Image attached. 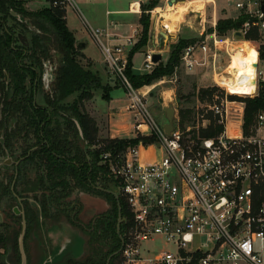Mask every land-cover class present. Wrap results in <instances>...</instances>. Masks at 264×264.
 Masks as SVG:
<instances>
[{"label": "built area", "instance_id": "1", "mask_svg": "<svg viewBox=\"0 0 264 264\" xmlns=\"http://www.w3.org/2000/svg\"><path fill=\"white\" fill-rule=\"evenodd\" d=\"M164 1L168 4L169 0ZM204 3L205 9L211 7V31L200 29L195 41L181 50L178 65L188 71L203 69L220 90L212 94L207 108L213 126L222 128L210 136L203 133L211 124L208 117L200 120L202 114L197 113L189 123H181L176 107L173 128L166 133V121L159 125L147 109L148 93L141 92L146 85L133 88L129 82L125 73L128 54L124 45L111 43L115 35L106 27H91L74 0L49 3L78 12L100 48L108 75L128 97L132 137L149 139L140 138L119 152L102 150L100 154L119 189L114 192L128 211L121 220L118 253L122 264H264V106L244 132L245 101L230 97L261 95L264 99V58L259 56L264 46V0ZM216 11L226 18L242 15L246 20L239 29L219 35L215 30L218 19L213 20ZM201 18L199 14V24ZM251 29L257 41L245 38ZM135 37H140L137 30L125 38V44L133 46ZM245 43L254 49L257 67L252 93L241 96L229 92L219 79L231 75L232 53ZM152 55L151 50L144 54L143 72L153 69ZM157 240L163 247L155 251L146 247L145 242Z\"/></svg>", "mask_w": 264, "mask_h": 264}, {"label": "trees", "instance_id": "2", "mask_svg": "<svg viewBox=\"0 0 264 264\" xmlns=\"http://www.w3.org/2000/svg\"><path fill=\"white\" fill-rule=\"evenodd\" d=\"M26 1L28 0H0V111L5 121L15 117L17 129L31 131L34 134L36 141L24 148L23 155L30 147L40 145L25 158L22 164V179L19 182L25 186L24 190L41 192L43 209L46 202L44 194L49 188V178L53 179V175L57 176V179H53L55 183L67 191L72 187H78L88 193L101 194L109 203V208L103 212L101 226L97 225L94 234H98L103 249L101 248L102 253L98 260L92 259L86 264H105L111 254L113 255L108 264H122L120 254L116 253L120 247V238L116 232L117 202L121 218L127 216L128 211L121 197L116 201L114 196L107 192L112 191L110 185H117L111 180L108 166L101 162L100 154L102 150L119 152L128 145L137 143L140 138L145 142L149 139L141 136L128 138L98 136L96 122L85 111L83 104L92 98L94 90L99 89L103 90L102 97L109 99V88L102 84L101 77L96 71L89 68L88 64L82 65L77 59L78 55L80 58H84V55L76 47L73 33L66 25L65 8L49 4L36 10H29L24 6ZM157 3L158 0H149L146 4L140 5L141 33L128 52L125 69L133 88H140L164 76L172 75L179 64L181 50L196 39L178 38L172 45L165 64L159 61L150 72H134L131 59L135 52L147 44L149 11L155 8ZM245 20L246 16L242 15L236 19L219 18L215 30L219 35H224L232 29H239ZM208 31H211V28ZM245 38L257 41L255 29H251ZM246 47L248 49V46ZM52 50L58 57L53 81L48 91L40 93L39 101L35 98L34 91L38 93L41 89L39 78L42 65L51 58ZM259 56L264 58V46ZM213 90L201 89V98L210 96ZM72 95H75L73 100L67 101ZM230 97L238 98L235 95ZM242 100L245 101L243 129L246 132L257 110L264 106V99L259 95ZM186 112L188 110H180L178 113L181 123H184L185 119L191 120ZM221 128L210 124L203 133L210 136ZM10 136L14 137L15 134L10 133ZM23 136L26 137L27 134L24 133ZM5 143L8 144L9 141L6 140ZM99 143H103V146L97 147ZM54 153L62 155V160ZM32 162L38 169H43L44 173L38 172L33 179H29L26 178L25 169ZM67 176L70 177V181L67 180ZM6 194H10L9 186H5L0 179V206L2 197ZM20 227L19 217L11 209L3 214V220L0 221V248L10 251L7 256L0 253V264L20 263L18 248ZM119 231L121 233L122 223ZM93 245L91 243V247ZM2 257H5V260ZM39 263L40 261L27 262Z\"/></svg>", "mask_w": 264, "mask_h": 264}, {"label": "flooded vegetation", "instance_id": "3", "mask_svg": "<svg viewBox=\"0 0 264 264\" xmlns=\"http://www.w3.org/2000/svg\"><path fill=\"white\" fill-rule=\"evenodd\" d=\"M47 62L49 63V60L43 62L40 73L41 89L38 93L36 90L34 91L37 99L41 98L40 93L43 94L49 90L53 81L55 65H53L54 67L47 66ZM16 123L15 117L5 121L0 111V156L2 158L0 161V179L5 186H9L10 190V194L2 197L0 212L3 216L11 209L19 217L20 234L24 220L23 247L27 262L38 263L46 256L45 253L47 252L52 255V260L48 264H86L92 259L98 260L102 253V242L98 234H94V232L97 225L101 226L102 214L108 209L102 210V203L105 199L101 194L88 193L78 187H72L67 191L55 183L53 179H57V176L53 175V179L49 178V188L44 194L46 202L43 209L41 192L24 190L25 186L19 182L22 179V164L25 158L40 145L30 147L23 155L24 148L29 143L36 141V138L31 131L17 129ZM10 133L15 134V136L11 137ZM24 133L28 137H24ZM6 140L9 141L8 144L5 143ZM54 155L59 160L63 158L60 154L54 153ZM8 159H11L10 163L7 162ZM25 170L26 178L29 179H33L38 172L44 173L43 169H38L34 162L29 163ZM67 180L70 181L69 176H67ZM27 187L29 186L27 185ZM114 198L116 199L115 196ZM117 205L116 232L118 215L120 214L118 202ZM14 207L19 210V213L14 211ZM121 220L120 214L119 229ZM41 224H44V230L49 229L52 233L49 242L41 243L42 245L38 242L36 235ZM91 243L94 244V249L91 247Z\"/></svg>", "mask_w": 264, "mask_h": 264}, {"label": "rangeland", "instance_id": "4", "mask_svg": "<svg viewBox=\"0 0 264 264\" xmlns=\"http://www.w3.org/2000/svg\"><path fill=\"white\" fill-rule=\"evenodd\" d=\"M46 3L41 4L42 6H49V1L45 0ZM189 1L191 3H185L186 6L184 7V10H180L177 9L176 11L173 10H166V3L164 0H158L157 5L155 6V8L152 9L153 13H151V11H149L150 14V21L154 22L157 26V28H161L160 26V18H159V14L164 15V17L160 16L162 19L164 18H174L170 17V14H178L176 16V20L178 21V25H176L175 31L171 32L173 35L169 36L168 39H163L162 43H161V47L160 50L157 51L159 53L162 54V57L164 55V59L161 60V62L163 64L166 63L169 53L171 51V47L172 45L177 41L178 38H180L181 36V31L182 34H188L186 30V27H191V29H194V38L198 37L199 35V31L200 29L203 27L205 28L206 31H208L210 25H211V7H208L204 10L203 7L204 4L202 5L200 2L198 3L196 0H180L178 2H186ZM26 1L24 6L29 9V10H33L36 9V6H32L31 4H28ZM84 4H80V9L82 10L83 14L85 16H87V12L86 10L89 7L88 2H83ZM222 3L218 2V6H220ZM159 8L160 10L158 11V13L156 12L154 14V10ZM189 9H195L196 12H198L200 14V16L202 17L201 20L202 22L199 24L197 18H195V12L194 11H188ZM218 9H220V7H218ZM167 11L169 14H167ZM217 13V12H216ZM154 14V17H153ZM72 14L68 13V17L70 18L68 21H70V24H72V22H79L80 20L79 18L74 20L71 16ZM194 15V17H193ZM220 15H225V14H220ZM228 13H226V16L228 17ZM72 18V19H71ZM215 18V17H214ZM217 18V17H216ZM226 18V17H224ZM205 19V21H203ZM218 19V18H217ZM214 20V19H213ZM162 30V29H161ZM177 34V35H176ZM229 34V33H226ZM186 36V35H185ZM248 49H252V47H250L248 44ZM78 48V47H77ZM79 49V48H78ZM247 47L245 44L239 45L237 49H235L232 53L233 57H239L241 55V53L244 52H248ZM90 50V48H89ZM88 50V51H89ZM243 50V51H241ZM238 52V53H237ZM247 57L253 56L252 53H246ZM144 57V53L142 51H139V54H137L134 57L133 60V64H134V70L135 71H139V67H141V62L142 59ZM57 54L52 50L51 52V58L49 59V63L47 64V66L50 67H54L53 65H56L57 63ZM77 59L80 61V63L82 65H86L87 61L84 60V58H80V56H77ZM234 63L231 62V70L233 71L234 69ZM260 68L261 65H260ZM233 72H231L232 74ZM102 80V79H101ZM105 81V79H104ZM109 83V82H108ZM103 84V83H102ZM107 84V80L105 81L104 86H106ZM111 88L109 89V91L111 92V96L113 99H115V107H118L117 110V123L118 125L116 126V128H122V133L125 131L124 127L126 129H129L128 124L129 122L133 121V114L131 112H127L126 110L120 109L119 105H125V101H124V94L121 88H118L114 85H109ZM150 85V84H149ZM151 85H154L150 92L147 94L146 96V103L148 105V111L151 114V116L155 119V121L159 124L162 125L165 121H166V117H165V113H164V107H166L165 103H172L174 107H176L178 113L180 110H188V112H186L185 114L187 115V117H191V118H195L197 116V113L200 115L202 114V116H199L200 120L202 119V117L204 118H209V120H211V124L213 125V116L211 115L210 111L207 108V105L210 104L212 102V94L213 93H217L220 94V90L219 88H217V86L214 84L213 80L210 77L209 73H205V71L203 69H193L191 71L186 70L184 67H181L179 65H177V67L175 68L174 72L172 75L169 76H164L161 79L155 80L151 83ZM206 88H213V92L210 96H205L203 98H201L200 96V90L201 89H206ZM100 93V91L98 90V94ZM233 93V92H232ZM238 93L239 95H241L244 92H235ZM248 95V94H247ZM75 97V95H72L71 97H69L67 99V101H72L73 98ZM249 97V96H247ZM246 98V97H245ZM237 99H241V98H237ZM243 99V98H242ZM39 101H41V98H38ZM99 103L101 105H104V101L103 99L99 96L96 97V103ZM84 105V104H83ZM190 120L185 119L184 123L188 122L189 123ZM126 132V131H125ZM124 132V133H125ZM119 133H121V131H119ZM122 135H125V134ZM1 156H0V161H1ZM111 190L115 191L116 193L119 192V189L117 186L115 185H110ZM102 210L104 211L105 209L109 208V203L107 201H103L102 203ZM95 243V242H94ZM97 243V242H96ZM146 247L151 250V251H155L161 247H163V243L159 240L154 241V242H145ZM94 248V246H93ZM101 248H102V243H101ZM103 249V248H102ZM10 250L4 251L2 248H0V253H5L4 256H7ZM3 260H5V257H2ZM15 259V257H14ZM48 264V263H47Z\"/></svg>", "mask_w": 264, "mask_h": 264}, {"label": "crops", "instance_id": "5", "mask_svg": "<svg viewBox=\"0 0 264 264\" xmlns=\"http://www.w3.org/2000/svg\"><path fill=\"white\" fill-rule=\"evenodd\" d=\"M28 4H31L32 6H36V9L41 8V4L46 3L45 0H28ZM77 7L80 9V4H84L83 2H88L89 7L86 10L87 16H85L80 9L83 17L85 18L86 22L91 27H99V28H107L108 31L115 35L114 39H112L113 44L120 43L124 45L125 52L128 54L130 48L132 45L125 44V38L130 36L134 30H137L139 33H141V25L139 23V17L141 14L140 5L146 4L149 0H74ZM192 1V0H191ZM194 1V0H193ZM198 3L200 2L202 5L204 3V0H196ZM189 2V1H188ZM191 3V2H189ZM132 6V10H129V7ZM43 7V6H42ZM205 10V7H203ZM33 9V10H36ZM217 12V11H216ZM214 14V20L216 17L224 18L225 15H220L219 12ZM68 13L72 14V18L74 20H77L79 18V22H72L70 24V21H68L70 18L68 17ZM156 13V9L154 10V14ZM153 14V17H154ZM76 16V17H75ZM194 17V15H193ZM71 18V19H72ZM160 26L161 28H157L155 21H150L149 31H148V41L145 46L140 48L139 51H142L144 54L151 50L153 53L160 50L161 43L158 41L159 35L161 31H164V27L162 25V22L164 18L162 19L160 16ZM65 20L66 25L68 29L73 33V36L75 38V44L77 43H84V46L82 48H79L80 52L84 55V60L87 61L89 68H91L93 71H96L99 76L102 79L103 85L105 84V81L107 80V84L114 85L118 88H121L124 94V101L126 102L125 105H119L120 109L126 110V106L128 104V97L124 91V89L120 86V84L117 82V80L110 77L107 73V66L104 63L102 53L100 51L99 46L94 42L92 37L90 36L86 25L82 22V19L78 12L73 7H66L65 9ZM205 20V19H204ZM203 20V21H204ZM210 21H212L210 19ZM184 28V27H183ZM182 28V31H183ZM162 29V30H161ZM166 30V29H165ZM188 34H182L181 31V38H192L194 37V29H191V27H186ZM165 32V31H164ZM169 36H172L173 34L169 31ZM177 35V34H176ZM186 35V36H185ZM139 38L135 37L134 40L137 41ZM90 48V50H89ZM89 50V51H88ZM139 51L135 52L132 56V69L136 73H144L143 70L139 67V71L134 70V64L133 60L134 57L139 54ZM238 53V52H237ZM249 53V52H246ZM162 55V54H161ZM238 57H234L236 59ZM164 59V55L162 57ZM161 59V60H162ZM143 60V59H142ZM105 79V81H104ZM109 82V83H108ZM106 86L110 89L111 87ZM154 86V85H153ZM112 89V88H111ZM100 93L98 94V90L93 91V96L89 100L84 101V109L85 111L95 120L96 125L98 127V136L101 138L110 137V138H128L132 137L134 135L133 133V121L129 122L128 127L129 129H126L124 127L123 133L125 135H122V128H116L118 123L117 120V110L118 107H115V99L112 98L111 92L108 91L109 99H104L102 97L103 90L99 89ZM101 97L104 101V105L96 103V97ZM168 103H165L167 106ZM166 107H164L165 110ZM127 111V110H126ZM128 112V111H127ZM121 131V133H119ZM36 235L38 238V242L44 243L49 242V239L52 236V233L49 229L44 230V224L40 227H38ZM42 245V244H41ZM47 248V247H46ZM48 251V250H47ZM46 256L43 257L40 262L43 259L51 258L52 255H50L48 252L45 253Z\"/></svg>", "mask_w": 264, "mask_h": 264}, {"label": "bare ground", "instance_id": "6", "mask_svg": "<svg viewBox=\"0 0 264 264\" xmlns=\"http://www.w3.org/2000/svg\"><path fill=\"white\" fill-rule=\"evenodd\" d=\"M185 3H189L188 1L186 2H178L176 1L173 5H169L166 3V10H173L177 12V9L180 10H184V7L186 6ZM160 9L157 8L156 12L158 13ZM188 11H195V9H189ZM153 13V11H152ZM159 16L164 17V15L158 13ZM167 14L168 11H167ZM178 14H170V17L174 18H165L162 22V25L165 29H167V31L169 32H173L175 31V26L178 25V21L176 20V16ZM245 45L247 46V44L245 43ZM249 51H251L253 56L247 57L246 56V52H242L241 55L234 59V57L232 56V63H234V69L233 71L231 70V72H233L230 76L226 77L223 76L221 77L219 80L220 82L223 83V85H225L228 88L229 92H244L241 94V96H247V94H251L253 91V87H254V78L256 75V64H257V59H256V54L255 51H252V49H250ZM153 87V85H146L144 88L141 89V92L143 94H147L150 92L151 88ZM238 94V93H237Z\"/></svg>", "mask_w": 264, "mask_h": 264}, {"label": "water", "instance_id": "7", "mask_svg": "<svg viewBox=\"0 0 264 264\" xmlns=\"http://www.w3.org/2000/svg\"><path fill=\"white\" fill-rule=\"evenodd\" d=\"M176 0H169L168 1V4H173L175 3ZM261 10L264 12V3L261 4ZM197 15V20H199V13L196 12L195 13ZM238 34V33H237ZM169 38V35L164 32V31H161L160 32V35H159V38H158V41L160 43H162L163 39H168ZM84 46V43H77L76 47L78 48H82ZM162 59V55L161 53L159 52H155L153 53L152 55V61L157 64L159 61H161ZM164 113H165V117H166V123H164V130L166 133H170V131L172 130L173 128V125H172V120L174 118V113H175V108L173 106L172 103H168L165 110H164ZM11 159H8V163H10ZM107 192L111 193L112 195H114L116 197V199H118V196L117 194L114 192V191H110V190H107ZM120 209V208H118ZM14 211L16 213H19V210L14 207ZM3 220V216H2V213L0 212V221ZM119 223H120V214L118 215V222H117V233L119 235V238L121 240V236H120V231H119ZM24 234H25V222L23 220L22 222V231H21V234H20V237H19V243H18V248H19V253H20V263L19 264H27V258H26V254H25V251H24V247H23V238H24ZM119 252V249L116 253ZM113 254L109 255V257L107 258L106 260V263L105 264H108L110 258L112 257ZM52 259L51 258H46V259H43L39 264H47L51 261Z\"/></svg>", "mask_w": 264, "mask_h": 264}]
</instances>
